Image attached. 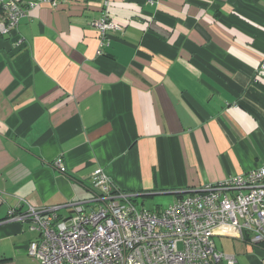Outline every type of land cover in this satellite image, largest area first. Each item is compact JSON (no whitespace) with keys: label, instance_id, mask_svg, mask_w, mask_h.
Listing matches in <instances>:
<instances>
[{"label":"crops","instance_id":"0c3cea01","mask_svg":"<svg viewBox=\"0 0 264 264\" xmlns=\"http://www.w3.org/2000/svg\"><path fill=\"white\" fill-rule=\"evenodd\" d=\"M102 5L42 3L0 37V264H36L39 231L18 216L72 214L96 169L134 198L175 201L264 165V0ZM104 9L120 29L101 45ZM225 237L236 264H264V243Z\"/></svg>","mask_w":264,"mask_h":264},{"label":"built area","instance_id":"2783aa9c","mask_svg":"<svg viewBox=\"0 0 264 264\" xmlns=\"http://www.w3.org/2000/svg\"><path fill=\"white\" fill-rule=\"evenodd\" d=\"M102 1L105 8L108 0ZM42 3L57 7V0H0V37L10 36L28 9ZM93 24L101 45L108 31L120 29L105 9ZM55 164L66 171L60 159ZM89 183L93 197L72 202L68 216L31 205L18 216L39 231L27 248L36 264H233V256L216 249L214 235L264 243V165L193 189L158 210L138 208L134 195L102 169ZM15 213L11 207L6 220Z\"/></svg>","mask_w":264,"mask_h":264},{"label":"rangeland","instance_id":"374dc122","mask_svg":"<svg viewBox=\"0 0 264 264\" xmlns=\"http://www.w3.org/2000/svg\"><path fill=\"white\" fill-rule=\"evenodd\" d=\"M165 193L162 194H153L149 196L144 197H137L134 198L133 202L136 204L138 208H145V209H158L162 207L168 206L172 201L175 199L173 194H166L171 192V190H164ZM84 201V200H81ZM92 206H87V211L91 210ZM238 240H234L225 237V236H216L214 237V242L216 245V248L218 250L224 249V248H232L231 244L237 242ZM225 253V252H224ZM226 254V253H225Z\"/></svg>","mask_w":264,"mask_h":264},{"label":"trees","instance_id":"16d2710c","mask_svg":"<svg viewBox=\"0 0 264 264\" xmlns=\"http://www.w3.org/2000/svg\"><path fill=\"white\" fill-rule=\"evenodd\" d=\"M134 200V198H132V201ZM217 264H226L224 262H220V263H217ZM233 264H236V263H233Z\"/></svg>","mask_w":264,"mask_h":264}]
</instances>
